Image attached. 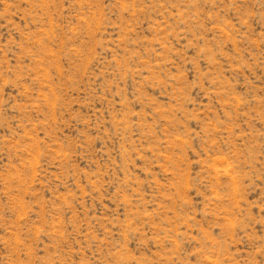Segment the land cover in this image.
<instances>
[{
	"label": "rangeland",
	"instance_id": "obj_1",
	"mask_svg": "<svg viewBox=\"0 0 264 264\" xmlns=\"http://www.w3.org/2000/svg\"><path fill=\"white\" fill-rule=\"evenodd\" d=\"M0 264H264V0H0Z\"/></svg>",
	"mask_w": 264,
	"mask_h": 264
}]
</instances>
